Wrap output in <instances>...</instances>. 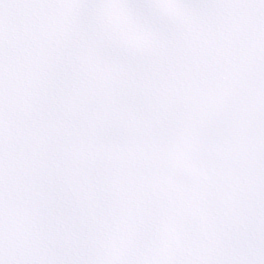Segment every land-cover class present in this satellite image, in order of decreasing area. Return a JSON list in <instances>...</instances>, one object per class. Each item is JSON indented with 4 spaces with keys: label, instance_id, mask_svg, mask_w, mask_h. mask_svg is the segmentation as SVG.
<instances>
[{
    "label": "snow or ice",
    "instance_id": "6c2138e0",
    "mask_svg": "<svg viewBox=\"0 0 264 264\" xmlns=\"http://www.w3.org/2000/svg\"><path fill=\"white\" fill-rule=\"evenodd\" d=\"M0 264H264V0H0Z\"/></svg>",
    "mask_w": 264,
    "mask_h": 264
}]
</instances>
